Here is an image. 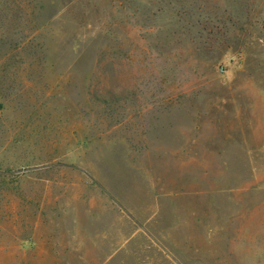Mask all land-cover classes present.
Wrapping results in <instances>:
<instances>
[{"label": "rangeland", "instance_id": "obj_1", "mask_svg": "<svg viewBox=\"0 0 264 264\" xmlns=\"http://www.w3.org/2000/svg\"><path fill=\"white\" fill-rule=\"evenodd\" d=\"M0 264H264V0H0Z\"/></svg>", "mask_w": 264, "mask_h": 264}]
</instances>
